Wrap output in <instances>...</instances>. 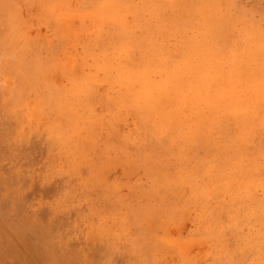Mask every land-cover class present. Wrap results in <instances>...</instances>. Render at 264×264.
Returning <instances> with one entry per match:
<instances>
[{"label":"rangeland","instance_id":"rangeland-1","mask_svg":"<svg viewBox=\"0 0 264 264\" xmlns=\"http://www.w3.org/2000/svg\"><path fill=\"white\" fill-rule=\"evenodd\" d=\"M101 1L0 0V264H264V0H109L134 12L116 8L111 25L75 18L63 36L57 14L93 15ZM77 54L87 63L80 58L72 71ZM122 64L153 72L129 90ZM148 85L155 100L141 94Z\"/></svg>","mask_w":264,"mask_h":264},{"label":"bare ground","instance_id":"bare-ground-1","mask_svg":"<svg viewBox=\"0 0 264 264\" xmlns=\"http://www.w3.org/2000/svg\"><path fill=\"white\" fill-rule=\"evenodd\" d=\"M105 1H107V2L104 3V4L102 5L101 3H102V2H105ZM105 1H101V3H100V4H101V8H100V6H98V7L100 8V10H99V8H98V9L96 8L98 12H94V11H93V12H94L93 15L87 14L86 12H85V14L82 13L83 15H79V14H81V13H79L78 15H74V14H72L71 12H65V13H59V14H57V17H56V18H57V22H58L59 27H60L61 29H65V28H66L65 30H67L66 35L63 34V36H66V37L68 36V35H67V34H68V29L70 28L71 25H73V20H75V18H81V19L83 20L85 17H88V19H89V16H95V15H96L99 19H100V18H101V19L105 18V20L108 22L109 20H107V19H109V16H110L111 12H113V11H114V12L117 11L116 8L121 9V11H122L123 13H126V12L133 13V12H134V7H133V6L129 7V5H128V7H126V6H127V4H126V6L124 7L123 5H121V4H122L121 2H120V3H121V4H120V3H115V2H113V1L109 2V0H105ZM114 1H115V0H114ZM119 1H120V0H119ZM67 2H68V1H67ZM171 2H172V1H171ZM55 3H56V2H55ZM57 3H59V2H57ZM60 3H61V2H60ZM60 3H59V5H60ZM162 4H163V3H162ZM66 5H67V3H66ZM171 5H172V4H170V6H171ZM71 6H72V5H71ZM60 7H61V6H59L58 8H60ZM123 7H124L125 9H123ZM164 7H165V6H164ZM50 8H51V7H50ZM52 8H54V5H53ZM62 8H63V6H62ZM161 9H162V8H161ZM20 10H21V9H20ZM163 10H164V9H163ZM57 11H58V10H57ZM91 12H92V11H91ZM159 12H160V11H159ZM138 13H139V11H138ZM91 14H92V13H91ZM135 14H137V12H136ZM135 14H134V15H135ZM158 14H159V13H158ZM180 14H181V13H180ZM180 14H178V15H180ZM118 15H119V14H118ZM24 16H25V15H24ZM123 16H124V15H123ZM136 16H137V15H136ZM136 16H135V17H136ZM159 16H160V15H159ZM12 17H13V16H12ZM178 17H179V16H178ZM178 17H177V18H178ZM120 18H121V17H120ZM174 18H175V17H174ZM18 19H19V18H18ZM101 19H100V20H101ZM179 19H180V18H179ZM12 20H13V18H12ZM100 20H99V24L101 23ZM105 20H103V23H104ZM139 20H140V19H139ZM181 20H182V19H181ZM80 21H81V20H80ZM86 21H87V20H86ZM89 21H90V20H89ZM147 21H148V20H147ZM149 21H150V20H149ZM184 21H186V20H183V22H184ZM82 22H84V20H83ZM107 22H106V23H107ZM123 22H124V21H123ZM137 22H139V21H137ZM179 22H180V21H179ZM179 22H178V23H179ZM181 22H182V21H181ZM183 22H182V23H183ZM188 22H189V20H188L187 23H185V24L188 25ZM84 23H85V22H84ZM92 23H93V22H92ZM108 23H109V22H108ZM144 23H145V21H144ZM101 24H102V23H101ZM104 24H105V23H104ZM109 24H110V23H109ZM113 24H114V23H113ZM115 24H117V23H115ZM141 24H142V23H141ZM145 24H147V23H145ZM185 24H184V25H185ZM110 25H111V24H110ZM110 25H109V26H110ZM142 25H143V24H142ZM148 25H150V22H149ZM148 25H147V27H148ZM179 25H180V23H179ZM179 25H178V26H179ZM239 25H240V24H239ZM100 26H101V25H100ZM112 26H113V25H112ZM119 26H120V25H119ZM150 26H151V25H150ZM96 27H97V26H96ZM98 27H99V26H98ZM113 27H114V26H113ZM139 27H140V26H139ZM139 27H138V28H139ZM144 27H145V26H144ZM147 27H146V28H147ZM151 27H153V25H152ZM151 27H150V29H151ZM67 28H68V29H67ZM92 28H93V27H92ZM114 28H115V27H114ZM114 28H113V29H114ZM117 28H119V27H117ZM117 28H115V29H116V32H118L119 30H121L120 28L117 30ZM122 28H123V27H122ZM138 28H137V30H140V29H141V28H140V29H138ZM154 28H155V26H154ZM154 28H153V29H154ZM189 28H190V27H189ZM98 29H99V28H98ZM125 29H126V28H125ZM150 29H149V30H150ZM153 29H152V30H153ZM185 29H186V28H185ZM185 29H184V30H185ZM17 30H18V29H17ZM65 30H64V32H66ZM69 30H70V29H69ZM123 30H124V29H123ZM123 30H121V32L119 31L118 33H122ZM130 30H131V29H130ZM142 30H143V29H141L140 31H142ZM149 30H148V33H149ZM225 30H226V29H225ZM99 31H100V30H99ZM126 31H129V30H125V32H126ZM135 31H136V29L133 30L132 33L135 32ZM243 31H244V30H243ZM64 32H63V33H64ZM112 32H113V31H112ZM125 32H124V34L122 33V35L125 36ZM136 32H137V31H136ZM146 32H147V31H146ZM229 32H230V31H229ZM20 33H22V31H21ZM71 33H72V31H71ZM114 33H115V32H114ZM148 33H147V35L144 34V33H143V34L147 37V36H148ZM201 33H202V32H201ZM9 34H10V33H9ZM57 34H59V33H58V30H57ZM75 34H77V32L74 33V35H75ZM129 34H130V33H129ZM136 34L139 35L138 33H136ZM140 34H141V33H140ZM143 34H141V35H143ZM149 34H150V33H149ZM10 35H11V34H10ZM14 35H15V34H14ZM16 35H17V32H16ZM59 35H60V34H59ZM133 35H134V34H133ZM152 35H153V34H152ZM199 35H200V31H199ZM212 35H214V34H212ZM60 36L62 37V32H61V35H60ZM126 36H128V35H127V32H126ZM134 36H135V35H134ZM150 36H151V34H150ZM201 36H204V33H203ZM214 36H215V35H214ZM22 37H23V36H22ZM61 37H60V38H61ZM79 37H80V36H79ZM142 37L144 38V36H142ZM142 37L139 36L138 38H139V39L141 38L140 40H142ZM98 38H99V37H98ZM132 38H133V37H132ZM132 38H128V40H129V39H132ZM136 38H137V37H136ZM184 38H186V36H185ZM184 38H183V39H184ZM187 38H188V37H187ZM187 38L184 39V40L187 41ZM200 38H201V40H202V37H200ZM15 39H16V38H15ZM139 39H138V41H136V39H135L136 44H137V42H140ZM194 39H195V38H194ZM197 39L199 40V38H197ZM240 39H241V38H240ZM132 40H133V39H132ZM132 40H130V41H132ZM145 40H146V39H145ZM147 40L150 41V39H147ZM151 40H152V39H151ZM214 40L216 41L217 39H214ZM20 41H21V40H20ZM126 41H127V40H126ZM189 41H190V39H189ZM202 41H203V40H202ZM204 41H207V40H204ZM218 41H219V40H218ZM132 42H133V41H132ZM152 42H153V41H152ZM156 42H158V41L156 40L155 43H156ZM184 42H185V41H184ZM216 42H217V41H216ZM219 42H220V41H219ZM141 43H142V41H141ZM145 43H147V42H145ZM160 43H161V42H160ZM195 43H196V42H195V40H194V44H195ZM197 43H198V41H197ZM200 43H201V42H200ZM203 43H204V42H203ZM203 43H201V44L198 43V44H199V45H202ZM214 43H215V42H214ZM44 44H46V43H44ZM123 44H124V43H123ZM138 44H139V43H138ZM153 44H154V43H153ZM187 44H188V42H187ZM144 45H145V44H144ZM147 45H149V44H147ZM190 45H192V43H191ZM203 45H204V44H203ZM206 45H207V44H206ZM229 45H230V44H229ZM22 46H24V45L22 44ZM25 46H27V45H25ZM25 46H24V47H25ZM120 46H121V45H120ZM128 46H129V48L131 47L130 44H129ZM154 46H155V45H154ZM159 46H160V45H159ZM185 46H188V45L185 44ZM193 46H194V45H193ZM195 46H196V44H195ZM118 47H119V44H118ZM148 47H149V46H148ZM148 47H147V48H148ZM188 47H189V46H188ZM103 49H104V47L102 48V51H103ZM123 49H124V48H123ZM143 49H145L144 46H143ZM157 49H158V48H157ZM20 50H21V49H20ZM126 50H127V48H126ZM161 50H162V49H161ZM229 50H230V49H229ZM100 51H101V50H99V52H100ZM146 51H147V50H146ZM154 51H155V50H154ZM154 51H152V53H153ZM166 51H167L166 53L168 54V50H166ZM230 51H231V50H230ZM120 52H124V51H120ZM169 52H170V51H169ZM101 53H102V52H101ZM170 53H171V52H170ZM173 53H174V52H173ZM175 53H176V52H175ZM204 53H205V52H204ZM204 53H203V54H204ZM232 53H233V52H232ZM104 54H105V52H104ZM106 54H107V52H106ZM106 54H105V55H106ZM160 54H161V56L164 55V54L162 55V53H160ZM167 54H165V55H167ZM198 54H199V53H198ZM98 55H99V54H98ZM154 55H155V54H153V56H154ZM171 55H172V54H171ZM103 56H104V55H103V53H102V57H103ZM102 57H101V58H102ZM155 57H156V56H155ZM166 57H167V56H166ZM80 58H82L83 61H85V62L87 63V61H86V59H85V56H82V55H79V54H77V55H75V56H72V55L70 56V58H69V60H68V65H67V66L69 67L70 70L75 71V69H76V67H77V64H78V60H80ZM157 58H159V57H157ZM164 58H165V57H164ZM16 59H17V57H16ZM173 59H174V58L172 57L171 60L173 61ZM155 61H156V60H155ZM164 61H165V60H164ZM174 61H175V60H174ZM146 62H147V61H146ZM162 62H163V60H161V63H162ZM166 62H168L167 59H166ZM177 62H178V61H177ZM164 63H165V62H164ZM20 64H21V63H20ZM84 64H85V63H84ZM165 64H166V63H165ZM165 64H164V65H165ZM98 65H99V64H97L96 62H94V64L92 65V67H95V68L97 69V68L99 67ZM122 65H123V64H122ZM122 65L119 66L118 71H117V74H118V76H119V79H120L122 82L125 83L126 87H127L129 90L133 89V88L135 87V85H137V83H138L139 81L144 82L143 76H145V75H144L145 73H149V74H150V73L153 72V71L144 70L142 67H140V68L137 69V70H136V69L133 70V69H131V67H129L128 65H123V66H122ZM232 65H233V64H232ZM232 65H231V66H232ZM177 66H178V65H177ZM20 67L22 68L21 65H20ZM164 67H165V66H164ZM158 69H159V68H158ZM172 69H173V68H172ZM22 70H23V68H22ZM221 70H222V69H221ZM155 71H156V70H155ZM169 72H170V71H169ZM169 72H167V74H171V73H169ZM233 72H234V71H233ZM220 73H221V72H220ZM76 74H77V73H76ZM76 74H75V75H76ZM172 74H173V73H172ZM78 75H80V74H78ZM80 76H84V75H80ZM167 76H168V75H167ZM167 76H166V78H167ZM92 77H93L94 80H96V79L94 78L95 75H94V76L92 75ZM192 77H193V76H192ZM175 80H176V79H175ZM203 80H204V79H203ZM215 80H216V79H215ZM215 80H213L214 83L219 82V81H216V82H215ZM164 82H165V81H164ZM145 83H146V82H145ZM195 84H196V83H195ZM218 84H219V83H218ZM185 85H186V83H185ZM189 85H191V84H189ZM205 85H206V83H205ZM203 87L205 88V86H200V88H203ZM206 87H207V86H206ZM207 89H208V88H207ZM195 91H196V90H195ZM195 91H194V92H195ZM259 91H260V90H259ZM194 92H193V93H194ZM197 92H199V91H197ZM201 92H203V91H201ZM208 92H209V91H208ZM166 93H167V92H166ZM170 93H171V92H170ZM224 93H225V92H224ZM141 94L145 95V96L147 97L148 100H151V99H154V100H155V99H156V98L154 97V95H155V91H154L153 88L150 87L149 85L144 87V91H143ZM191 94H192V93H191ZM202 94H203V93H202ZM204 94H205V93H204ZM158 95H159V94H158ZM161 95H162V94H161ZM207 95H208V94H207ZM219 95H220V94H219ZM176 96H177V98L183 100V102H184L185 104L188 105V104L190 103V102H189L190 99H189V97L187 96V93H186L185 91H181V93H177ZM205 96H206V94H205ZM132 97L134 98V96H132ZM209 97L212 98L211 96H209ZM231 97H233V96H231ZM160 98H161V97H160ZM237 99H238V102H240V103H242V102L245 101V99H244L243 97H237ZM130 100H131V99H130ZM159 100H160V99H159ZM194 100H195V99H194ZM210 100H211V99H210ZM160 101H161V100H160ZM160 101H159V102H160ZM212 101H213V100H212ZM226 101H227V100H226ZM228 101H229V100H228ZM194 103H196V102H194ZM223 104H225V102H224ZM197 106H198V105H197ZM197 106H196V107H197ZM220 106H221V105H220ZM261 106H262V105H261ZM191 107H192V106H191ZM225 107H227V106H225ZM225 107H224V108H225ZM234 107H235V106H234ZM237 107H238V106H237ZM259 107H260V106H259ZM36 108H37V106H36ZM260 108H261V107H260ZM91 109H92V108H90V110H91ZM194 109H195V108H194ZM217 109H218V108H217ZM219 109H220V107H219ZM221 109H222V107H221ZM241 109H242V108H241ZM250 109H251V108H250ZM250 109H249V110H250ZM254 109H255V108H254ZM256 109H257V111L259 110L258 107H257ZM215 110H216V109H215ZM225 110H226V109H225ZM225 110H224V111H225ZM229 110H230V109H229ZM229 110H228V111H229ZM232 110H233V108H232ZM232 110H231V111H232ZM245 110H246V109H245ZM251 110H252V109H251ZM86 111H87V110H86ZM86 111H84V112H86ZM257 111L255 110L254 112H257ZM139 112H140V110H139ZM218 112H220V111H218ZM218 112H217V110H216L215 112H211V113H215V114H217ZM222 112H223V111H222ZM225 112H227V111H225ZM225 112H224V113H225ZM232 112L235 113V111H232ZM232 112H231V114H233ZM34 113H35V112H34ZM142 113H143V112H142ZM247 113H248V112L245 113V118L243 117V122H244V119L247 118ZM249 113H250V112H249ZM252 113H253V112H252ZM257 113H258V112H257ZM257 113H256V114L253 113V114H254V115H257L256 117H255V116H254V117H255L257 120H259V118H257V117H258V115H260L261 111H259V114H257ZM231 114H229V116H230ZM33 115H34V114H33ZM35 115H36V114H35ZM83 115H84V114H83ZM31 116H32V113H31ZM144 116H145V115H144ZM163 116H165V115H163ZM168 116H169V115H168ZM176 116H177V115H176ZM207 116H208V115H207ZM217 116H218V115H217ZM229 116H228L227 118H229ZM236 116H238V115H236ZM35 117H36V116H35ZM177 117H178V116H177ZM180 117H181V116H180ZM208 117L210 118V116H208ZM212 117H213V116H212ZM231 117H233V116H231ZM234 117H235V116H234ZM249 117H250V116H249ZM259 117H264V114H263V116H259ZM149 118H150V117H149ZM202 118H203V117H202ZM204 118L206 119V116H205ZM213 118H214V117H213ZM213 118H211V119H213ZM251 118H252V116L250 117V119H251ZM179 119H180V118H179ZM200 119H201V118H200ZM207 119H208V118H207ZM211 119H210V121H209L210 123H211ZM233 119H235V121H236V118H233ZM248 119H249V118H248ZM250 119H249V121H250ZM253 119H254V118H253ZM253 119H252V120H253ZM177 120H178V119H177ZM177 120H176V121H177ZM183 120H184V119H183ZM225 120H226V119H225ZM260 120H261V119H260ZM173 121L176 122L175 120H173ZM196 121H197V120H196ZM200 121H201V120H200ZM206 121H207V120H206ZM253 121H255V120H253ZM262 121L264 122L263 119H262ZM146 122H147V121H146ZM168 122H169V121H168ZM177 122H178V121H177ZM183 122H184V121H183ZM190 122H191V124L193 125V122H192L191 120H190ZM209 122H206V123L208 124ZM240 122H241V121H240ZM250 122H251V121H250ZM263 122H261V126H264V125H262ZM148 123H149V122H148ZM150 123H151V122H150ZM150 123H149V124H150ZM162 123H163V122H162ZM170 123H173V122L171 121ZM185 123H187V122L185 121ZM198 123H200V122H197V124H198ZM203 123H204V121H203ZM215 123H216V122H215ZM248 123H249V122H248ZM252 123L255 124V122H252ZM252 123H251V124H252ZM177 124H178V123H177ZM179 124H182V123H179ZM189 124H190V123H189ZM189 124L187 123V125H189ZM194 124H195V122H194ZM200 124H201V123H200ZM211 124H212V123H211ZM239 124H240L241 126H243V125H242L243 123H239ZM246 124H247V121L245 122V126H246ZM151 125H152V124H151ZM183 125H184V123H183ZM213 125H214V124H213ZM219 125H220V124H219ZM258 125H260V124H258ZM180 126H182V125H180ZM180 126H179V127H180ZM194 126H196V125H194ZM194 126H193V127H194ZM207 126H208V125H207ZM222 126H223V125H222ZM222 126H220V129H223ZM228 126H229V125H228ZM237 126H239V125H237ZM247 126L250 127L251 125H250V126L247 125ZM252 126H254V125L252 124ZM184 127H186V126H184ZM187 127H188V126H187ZM221 127H222V128H221ZM224 127H226V126H224ZM258 127H259V126H258ZM258 127H257V128H258ZM206 128H207V127L205 126V129H206ZM208 128H210V125H209ZM218 128H219V127H218ZM237 128H238V127H237ZM242 128H245V127H242ZM242 128H241V129H242ZM255 128H256V127H255ZM151 129H152V128H151ZM220 129H219V130H220ZM238 129H239V128H238ZM245 129H246V128H245ZM173 130H174V129H173ZM203 130H204V129H203ZM209 130H210V129H209ZM226 130H227V129H226ZM232 130H233V129H232ZM152 131H153V130H152ZM169 131H170V129H169ZM178 131H179V130H178ZM180 131H181V130H180ZM182 131H183V130H182ZM189 131H190V130H189ZM230 131H231V130H230ZM242 131H243V130H242ZM250 131L252 132V131H255V130H252V128H251ZM192 132H193V131H191L190 134H191ZM243 132H244V131H243ZM247 132H248V131H247ZM247 132H246V134H247ZM256 132H257V131H256ZM175 133H176V132H175ZM184 133H185V132H184ZM193 133H194V132H193ZM207 133H208V131H206L205 135H206ZM226 133H228V131H227ZM240 133H241V131H240ZM260 133H261V130H260ZM142 134H143V133H142ZM230 134H232V133H230ZM143 135H144V134H143ZM176 135H177V134H176ZM182 135H183V134H182ZM191 135H194V134H191ZM191 135H190V136H191ZM198 135H199V134H198ZM203 135H204V131H203ZM252 135H253V134H252ZM152 136H153V135H152ZM238 136H240V135H238ZM246 136L248 137L249 135H246ZM136 137H137V136H136ZM208 137H210V136H208ZM215 137H216V135H215ZM215 137H214V138H215ZM227 137H229V136H227ZM241 137H242V136H241ZM247 137H246V138H247ZM170 138H171V137H170ZM194 138H195V137H194ZM204 138H205V137H204ZM206 138H207V137H206ZM206 138H205V143H203V144H205V145H206V141H207V143L209 144L208 141L210 140L209 138H207V140H206ZM234 138H236V137H234ZM175 139H176V137H175ZM219 139H220V138H219ZM219 139H218V140H219ZM182 140H184V139H182ZM197 140H198V139H197ZM221 140H223V139H221ZM189 141H191V140H188V143H189ZM225 141H227V138H226ZM228 141H229V138H228ZM228 141H227V142H228ZM89 142H90V141H89ZM183 142H184V141H183ZM185 142H186V141H185ZM191 142H194V141H191ZM191 142H190V143H191ZM196 142H197V141H196ZM196 142H195V143H196ZM227 142H226V143H227ZM229 142H230V141H229ZM172 143H173V142H172ZM195 143H194V144H195ZM232 144H236V142L234 141V143L232 142ZM189 145H190V144H189ZM201 145H202V144H201ZM221 145L224 146V147H222V148H225L224 143L221 144ZM236 145H237V144H236ZM247 145H249V144L247 143ZM166 146H167V145H166ZM179 146H180V145H179ZM181 146H182V145H181ZM186 146H187V144H186ZM192 146H194V145H192ZM207 146H208V145H207ZM233 146H234V145H233ZM189 147H190V146H189ZM195 147H196V146H195ZM216 147H218V144H217ZM236 147H238V146H236ZM248 147H249V146H248ZM190 148H191V147H190ZM192 148H194V147H192ZM198 148H200V147H198ZM198 148H197V149H198ZM203 148H204V147H203ZM210 148H211V147H210ZM212 148H213V146H212ZM218 148H219V147H218ZM231 148H232V147H231ZM83 149H84V148H83ZM229 149H230V148H229ZM234 149H235V147H234ZM187 150H188V148H187ZM195 150H196V149H195ZM200 150H201V149H200ZM202 150H203V149H202ZM208 150H209V149H208ZM208 150H207V151H208ZM215 150H216V149H215ZM217 150H218V149H217ZM222 150H223V149H222ZM222 150H221V151H222ZM236 150L239 151L238 148H237ZM241 150H242V149H241ZM120 151H121V150H120ZM178 151H179V150H178ZM192 151H193V150H192ZM197 151H199V150H197ZM204 151H205V150H204ZM211 151H213V150L211 149ZM219 151H220V150H219ZM221 151H220V153H221ZM224 151H226V150H224ZM227 151H229V150H227ZM234 151H235V150H234ZM246 151H247V150H246ZM261 151H262V150H261ZM105 152H106V151H105ZM180 152H181V151H180ZM188 152H189V151H188ZM199 152H200V151H199ZM199 152H198V155H199ZM208 152H209V151H208ZM263 152H264V151H263ZM193 153H195V152H193ZM204 153L206 154V151H205ZM213 153H214V152H213ZM215 153L217 154V152H215ZM227 153H228V152H227ZM229 153H230V152H229ZM238 153H240V152H238ZM242 153H243V152H242ZM200 154H201V153H200ZM223 154H224V153H223ZM231 154L233 155V153H231ZM190 155H191V154H190ZM211 155H212V154H211ZM225 155H226V154H225ZM232 155H231V156H232ZM245 155H246V154H245ZM253 155L255 156L256 154H253ZM259 155H260V154H259ZM152 156H153V154H152ZM180 156H181V155H180ZM186 156H187V155H186ZM194 156H195L194 158H196V154H195ZM202 156H203V159H205V160H203V161H206V163H207L208 161L206 160V158H204V155H202ZM202 156H201V157H202ZM209 156H210V155H209ZM218 156H219V154L217 155V157H218ZM227 156H228V155H227ZM233 156H234V155H233ZM256 156H257V155H256ZM256 156H255V157H256ZM155 157H156V156H155ZM192 157H193V154H192ZM198 157H199V156H198ZM207 157H208V156H207ZM224 157H225V156H224ZM224 157L222 156V158H224ZM240 157H241V155H240ZM240 157H239V159H240ZM244 157H247V155L244 156ZM263 157H264V156H263ZM263 157H262V159H264ZM179 158H182V157H179ZM183 158H184V157H183ZM185 158H187V157H185ZM185 158H184V159H185ZM194 158H193V159H194ZM227 158H229V157H227ZM236 158H237V157H236ZM236 158H235V159H236ZM251 158H252V157H251ZM125 159H126V158H125ZM190 159H191V158H190ZM190 159H189V160H190ZM197 159H198V158H197ZM197 159H196V160H197ZM218 159H219V160H216V158H215V161H220V158H219V157H218ZM224 159H225V158H224ZM233 159H234V158H233ZM247 159H248V158H247ZM121 160H122V159H121ZM181 160H182V159H181ZM181 160L179 159V162H180V163H182ZM230 160H231V159H230ZM248 160H249V159H248ZM192 161H193V160H192ZM198 161H199V160H198ZM210 161H211V160H210ZM212 161H214V160H212ZM223 161H224V160H223ZM225 161H226V160H225ZM225 161H224V162H225ZM240 161H242V162L244 163V160H240ZM188 162H189V161H188ZM224 162H223V163H224ZM231 162H232V161H231ZM135 163H136V162H135ZM195 163H197V162H195ZM199 163H200V162H199ZM209 163H210V162H209ZM220 163H221V161H220ZM220 163H219V164H220ZM227 163H228V162H227ZM131 164H133V163H131ZM187 164L189 165V163H187ZM200 164H201V163H200ZM203 164H204V163H203ZM214 164H217V163H213V164L211 163V165H213V166H214ZM236 164H237V163H236ZM136 165H137V164H136ZM192 165H193V163H192ZM205 165H206V164H204V166H205ZM211 165H210V166H211ZM217 165H218V164H217ZM225 165H226V164H225ZM233 165H234V163L232 164V166H233ZM105 166H106V165H105ZM134 166H135V165H133V167H134ZM153 166H155V164H154ZM153 166H152V167H153ZM156 166H158V164H156ZM184 166H185V165H183V167H184ZM201 166H202V164H201ZM201 166H197V167H199L200 169H203V168H201ZM210 166H209V168H210ZM219 166H220V165H219ZM219 166H217V167H219ZM232 166H231V167H232ZM237 166H238V165H237ZM244 166H245V165H244ZM152 167H151L150 169H152ZM185 167H186V166H185ZM197 167H196L197 171L200 170V169H198ZM205 167H206V166H205ZM231 167L229 166V169H230ZM234 167H236V166H234ZM245 167H246V166H245ZM245 167H243V168H245ZM248 167H250V166H248ZM248 167H247V168H248ZM252 167H253V166H252ZM252 167H251V168H252ZM260 167H261V166H260ZM180 168H181V166H180ZM180 168H179V169H180ZM213 168H216V167H213ZM251 168H250V170H251ZM253 168H255V166H254ZM261 168H262V167H261ZM138 169H139V168H138ZM142 169H143V168H142ZM142 169H141V171H143ZM162 169H163V167H162ZM162 169H161V170H162ZM205 169H207V168H205ZM227 169H228V168H227ZM227 169H224V170L226 171ZM237 169H238V168H237ZM241 169H242V168H241ZM262 169L264 170V168H262ZM184 170H185V169H184ZM210 170H211V169H210ZM224 170H223V171H224ZM232 170H234L233 173L236 171V169H233V168H232ZM238 170H239V169H238ZM238 170H237V171H238ZM258 170H259V169H257V171H258ZM263 170H262V171H263ZM136 171H140V169H139V170H136ZM145 171H146V170H145ZM148 171H150V170H148ZM148 171H146V172H144V173L146 174ZM153 171H154V170H153ZM159 171H160V170H159ZM167 171H168V170H167ZM174 171H175V170H174ZM176 171H177V170H176ZM181 171H182V170H181ZM212 171H214V170H212ZM216 171H217V168H216V170H215L214 172L216 173ZM239 171H240V170H239ZM154 172H155V171H154ZM208 172H209V171H208ZM228 172H229V171H228ZM259 172H260V170H259ZM151 173H152V172H151ZM155 173H156V172H155ZM161 173H162V172H161ZM169 173H170V170H169ZM169 173H167V174H169ZM188 173H189V172H188ZM192 173H193V171H192ZM195 173H196V172H195ZM195 173H194V174H195ZM200 173H201V172H200ZM200 173H199V174H200ZM202 173H203V172H202ZM205 173H206V172H205ZM237 173H238V172H237ZM239 173H240V172H239ZM247 173H248V170H247ZM247 173H244V176H245V177L247 176V175H246ZM159 174H160V173L157 172L155 175H159ZM163 174H164V172H163ZM190 174H191V171H190ZM199 174H198V175H199ZM210 174H213V173L210 172ZM229 174H230V172H229ZM235 174H236V173H235ZM250 174H251V171H250ZM250 174H249V176H250ZM260 174H261V172H260ZM151 175H152V174H151ZM151 175H150V176H151ZM164 175H165V174H164ZM164 175H162V176H164ZM173 175H174V174H173ZM188 175H189V174H188ZM188 175H187V176H188ZM198 175H197V176H198ZM203 175H204V173H203ZM208 175H209V174H208ZM208 175H207V176H208ZM216 175H217V174H216ZM216 175H215V176H216ZM221 175H224V174L222 173ZM231 175H232V174H231ZM231 175H230V177H231V179H232V176H233V175H232V176H231ZM240 175H243V174L240 173ZM153 176H154V175H153ZM181 176H182V175H181ZM184 176H185V174H184ZM194 176H195V175H194ZM237 176H238V174H237ZM148 177H149V175H147V180H148ZM165 177H167V176H165ZM168 177H169V176H168ZM168 177H167L166 179L169 180V183H170L169 186H171V185H173V184H171V182H170V181H172V179L170 180ZM188 177H189V176H188ZM200 177H201V175H200ZM200 177H198V178H200ZM208 177H210V176H208ZM222 177H223V176H222ZM227 177H228V176H227ZM245 177H243V178H245ZM251 177H252V176H251ZM251 177H250L249 179H251ZM108 178H109V177H108ZM151 178H152V177H151ZM156 178H158V177H156ZM172 178H173V177H172ZM181 178H182V177H181ZM183 178H184V177H183ZM183 178H182V179H183ZM185 178H186V177H185ZM210 178H211V177H210ZM210 178H209V179H210ZM217 178H218V175H217ZM223 178H226V176L223 177ZM246 178H247V180H248V176H247ZM153 179H154V178H153ZM160 179H162V178H160ZM163 179H164V178H163ZM186 179H187V178H186ZM213 179H214V178H213ZM226 179H227V178H226ZM231 179H230V180H231ZM235 179H236V178H235ZM237 179H238V178H237ZM253 179H254V177H253ZM151 180H152V179H151ZM151 180H150V182H151ZM154 180H155V179H154ZM164 180H165V179H164ZM168 180H166V183H167ZM180 180H181V179H180ZM198 180H199V179H198ZM202 180H203V179H202ZM207 180H208V179H207ZM207 180H206L205 182H207ZM210 180H211V179H210ZM210 180H209L208 182H210ZM217 180H218V179H217ZM223 180H224V179H223ZM223 180H222V182H223ZM228 180H229V179H228ZM242 180H243V179H242ZM247 180H246V182H247ZM263 180H264V178H263ZM263 180H262V182H264ZM155 181H156V180H155ZM158 181H160V180H158ZM181 181H183V180H181ZM181 181H180V182H181ZM211 181H212V180H211ZM251 181H253V180H251ZM153 182H154V181H152V183H153ZM174 182H175V181L173 180V183H174ZM180 182H179V183H180ZM197 182H199V181H197ZM215 182H216V181H215ZM215 182H214V183H215ZM224 182H225V181H224ZM229 182H230V181H229ZM233 182L235 183V181H233ZM236 182H237V181H236ZM162 183H164V182L162 181ZM241 183H242V181H241ZM257 183H258V184H261L260 182H257ZM147 184H148V183H147ZM156 184H157V182H156ZM159 184H160V183H158V185H159ZM175 184H176V183H175ZM175 184H174V185H175ZM182 184H183V183H182ZM191 184H192V183H191ZM191 184H190V185H191ZM208 184H209V183H208ZM229 184H230V183H229ZM263 184H264V183H263ZM141 185H143V184H141ZM141 185H138V186H141ZM183 185H185V183H184ZM190 185H189V186H190ZM219 185H220V182H219ZM224 185H225V184H224ZM232 185H234V184H232ZM251 185H252V184H251ZM254 185L257 186V184H254ZM254 185H253V186H254ZM261 185H262V184H261ZM151 186H155V185H152V184H151ZM162 186H163V185H162ZM164 186H165V185H164ZM166 186H167V184H166ZM176 186H177V184H176ZM205 186H206V185H205ZM262 186H263V185H262ZM144 187H145V185H144ZM158 187H159V186H158ZM158 187H157V189H158ZM198 187H200V185H199ZM216 187H217V186H216ZM221 187H224V186L222 185ZM139 188H140V187H139ZM148 188H149V185H148ZM154 188H155V187H153L152 189H154ZM160 188H162V187H160ZM182 188H186V187L184 186V187H182ZM213 188H215V187H213ZM219 188H220V187H219ZM219 188H218V189H219ZM230 188H231V187H229V189H230ZM257 188H258V186H257ZM132 189H134V188H132ZM137 189H138V188H137ZM140 189H141V188H140ZM145 189H146V188H145ZM145 189H142V190H145ZM150 189H151V187H150ZM150 189H149V190H150ZM157 189H155L156 192H157ZM167 189H168V188H167ZM173 189H174V188H173ZM189 189H190V188H189ZM199 189H200V188H199ZM203 189H204V188H203ZM216 189H217V188H216ZM229 189H228V190H229ZM164 190H165V189H164ZM164 190H163V191H164ZM248 190H249V189H248ZM253 190H254V189H253ZM258 190H259V189H258ZM261 190H262V188H261ZM135 191H136V190H134V192H135ZM137 191H138V190H137ZM140 191H141V190H140ZM150 191H152V190H150ZM150 191H149V192H150ZM168 191H169V190H168ZM172 191H173V190H172ZM172 191H171V192H172ZM181 191H182V190H181ZM181 191L177 190V192H180V193H181ZM184 191L187 192V190H184ZM184 191H182V192H184ZM192 191H193V190H192ZM147 192H148V191H147ZM152 192H153V191H152ZM154 192H155V191H154ZM173 192H174V191H173ZM199 192H200V191H199ZM219 192H220V190H219ZM263 192H264V191H263ZM162 193H163V192H162ZM175 193H176V191H175ZM216 193L218 194V191H217ZM221 193H222V191H221ZM143 194H144V193H142V195H143ZM149 194H150V193H149ZM151 194H152V193H151ZM151 194H150V195H151ZM164 194H165V193H164ZM172 194H174V193H172ZM196 194H197V193H196ZM241 194H243V193H240V195H241ZM245 194H246V192L244 193V195H245ZM248 194H249V193H248ZM146 195H148V194H146ZM157 195H158V194H157ZM162 195H163V194H162ZM167 195H168V194H167ZM175 195H177V194H175ZM178 195H179V194H178ZM184 195H185V194H184ZM190 195H191V194H190ZM197 195H198V194H197ZM197 195H196V196H197ZM200 195H201V193H200ZM250 195H251V193H250ZM138 196H140V195H138ZM138 196H137V197H138ZM143 196H144V195H143ZM152 196H153V195H152ZM170 196H171V195H169V197H170ZM172 196H173V195H172ZM172 196H171V197H172ZM180 196H181V194H180ZM198 196H199V195H198ZM201 196H204V198H205V195H201ZM213 196H215V195H213ZM216 196H218V195H216ZM216 196H215V198H213L212 200H215V199L217 198ZM135 197H136V195H135ZM154 197H155V196H154ZM154 197H152V200H153ZM158 197H159V196H157V198H158ZM160 197L162 198V196H160ZM167 197H168V196H167ZM167 197H166V198H167ZM169 197H168V198H169ZM171 197H170V198H171ZM247 197H248V196H247ZM252 197H253V196H252ZM157 198H156V199H157ZM161 198H160V199H161ZM166 198H165V199H166ZM178 198H180V197H178ZM211 198H212V197H211ZM211 198H210V199H211ZM240 198H242V197H240ZM240 198H239V199H240ZM257 198H258V197H257ZM138 199H139V198H138ZM160 199H158V200H160ZM162 199H163V198H162ZM242 199H243V198H242ZM254 199H255V198H254ZM144 200H145V199H144ZM235 200H236V199H235ZM247 200H248V199H247ZM134 201H135V200H134ZM136 201H137V200H136ZM148 201L150 202V197H148ZM164 201H165V200H164ZM166 201H167V203H168L169 200L166 199ZM192 201H193V200H192ZM243 201H245V199H244ZM243 201H242V203H243ZM159 202H160V201H159ZM188 202H189V201H188ZM236 202H237V201H236ZM141 203H142V202H141ZM141 203H140V206H142ZM157 203H158V202H157ZM162 203H163V202L161 201V204H162ZM167 203H166V205H165L164 203H163V204H164L165 206H167ZM226 203H227V202H226ZM251 203H252V202H251ZM148 204H149V203H148ZM151 204H152V203H151ZM168 204H169V203H168ZM194 204H195V203H194ZM231 204H232V203H231ZM245 204H246V202H245ZM257 204H258V203H257ZM143 205H144V204H143ZM154 205H155V204H154ZM156 205L158 206V204H156ZM159 205H160V203H159ZM235 205H237V204H235ZM240 205H241V204H240ZM247 205H248V204H247ZM247 205H246V206H247ZM251 205H254V204H251ZM259 205H261V204H259ZM262 205H263V207H264V204H262ZM147 206H148L147 208H149V206L152 207L151 205H147ZM162 206H163V205H162ZM202 206H203V205H202ZM224 206H225V205H224ZM226 206H227V205H226ZM242 206L245 207V205H242ZM136 207H138V206L136 205ZM136 207H135V208H136ZM153 207H154V206H153ZM167 207H168V206H167ZM174 207H175V206H174ZM174 207H171V209L174 208ZM232 207H233V205H232ZM253 207H254V206H253ZM253 207H252V208H253ZM255 207H256V206H255ZM168 208H169V207H168ZM241 208H243V207H241ZM247 208H249V206H248ZM247 208H246V209H247ZM261 208H262V207H261ZM261 208H260V209H261ZM133 209H134V208H133ZM144 209H145V208H144ZM152 209H154V208H152ZM155 209H157V208H155ZM161 209L163 210V208H161ZM161 209H160V210H161ZM165 209H166V208H165ZM204 209H205V208H204ZM206 209H207V208H206ZM228 209H229V207H228ZM253 209H254V208H253ZM253 209H252V210H253ZM135 210H136V209H135ZM141 210H142V209H141ZM150 210H151V208H150ZM172 210H173V209H172ZM185 210H186V209H185ZM187 210H188V209H187ZM258 210H259V207H258ZM151 211H152V210H151ZM156 211H157V210H156ZM167 211H168V210H167ZM237 211H238V210H237ZM242 211H243V209H242ZM244 211H245V210H244ZM144 212H145V211H144ZM149 212H150V211H149ZM154 212H155V211H154ZM163 212H164V211H163ZM169 212H170V211H169ZM171 212H172V211H171ZM235 212H236V211H235ZM252 212H253V211H252ZM136 213H137V212H135V215H136ZM142 213H143V212H142ZM150 213H151V212H150ZM164 213H165V212H164ZM240 213H241V211L239 212V214H240ZM247 213L249 214L248 210H247ZM247 213H246V214H247ZM140 214H141V212H140ZM166 214H167V212L165 213V215H166ZM168 214H169V213H168ZM201 214H202V213H201ZM236 214H237V212H236ZM243 214H244V213H243ZM248 214H247V215H248ZM142 215H143V217H144V214H142ZM237 215H238V214H237ZM263 215H264V214H263ZM137 216H138V215H137ZM174 216H175V215H174ZM183 216H184V215H183ZM235 216H236V215H235ZM235 216H234V217H235ZM251 216H254V215H251ZM251 216H250V219L252 218ZM255 216H256V215H255ZM257 216H258V215H257ZM257 216H256V217H257ZM138 217H139V216H138ZM241 217H243V216H241ZM148 218H149V217H148ZM158 218H159V217H158ZM179 218H180V217H179ZM138 219H139V218H138ZM149 219H150V218H149ZM242 219H244V220L247 219V220H248V218H242ZM252 219H253V218H252ZM263 219H264V218H262V220H263ZM253 220H254V219H253ZM134 221H135V220H134ZM242 221H243V220H242ZM199 222H200V221H199ZM235 222H237V220H236ZM245 222H246V221H245ZM241 223H242V222H241ZM241 223H240V224H241ZM247 223H248V221H247ZM258 223H259V222H258ZM258 223H256V225H257ZM200 224H201V223H200ZM252 224H254V222H253ZM260 224H262V223H260ZM234 227H235V229L238 230V228H237L235 225H234ZM240 227H241V226H240ZM232 228H233V226H232ZM241 228H242V227H241ZM246 228H247V227H246ZM249 228H251V227H249ZM259 228H260V227H259ZM262 228H263V227H262ZM242 229H243V228H242ZM253 229H254V227H253ZM260 229H261V228H260ZM260 229H258V230H260ZM246 230H247V229H246ZM250 230H251V229H250ZM263 230H264V229H263ZM263 230H261V231H263ZM241 231H242V230H240V232H241ZM248 231H249V230H248ZM206 232H207V231H206ZM237 232H238V231H237ZM240 232H238V233H240ZM244 233H247V232H244V231H243V234H244ZM260 233H262V232H260ZM260 233H258V234H260ZM248 234H249V233H247L246 235H248ZM263 234H264V233H263ZM250 235H251V233H250ZM250 235H249V237L252 238V236H250ZM240 236H241V235H240ZM261 236L263 237L264 235H261ZM249 237H248V238H249ZM262 237H261V238H262ZM244 238L246 239L245 236H244ZM248 238H247V239H248ZM210 239H211V238H210ZM249 239H250V238H249ZM204 240H205V239H204ZM263 240H264V239H263ZM177 241H178V240H177ZM162 242H163V241H162ZM201 242H203V241H201ZM201 242H200V243H201ZM205 242H206V241H205ZM259 242H261V241H259ZM143 243H144V242H143ZM185 243H186V242H185ZM185 243L183 242L184 245H185ZM195 243H196V242H195ZM203 243H204V242H203ZM183 244H182V246H183ZM146 245H147V244H146ZM178 245L181 246V244H178ZM178 245H177V248H178V247H179V248L182 247V246L180 247V246H178ZM186 245H188V243H187ZM186 245H185V246H186ZM190 245H192V244H190ZM175 247H176V246H175ZM183 247H184V246H183ZM187 247H188V246H187ZM187 247H184V250H186ZM249 247H250V246H249ZM249 247H248V248H249ZM188 248H189V247H188ZM181 249H183V248H181ZM190 249H191V248H190ZM179 252H180V251H179ZM206 252H207V251H206ZM182 253H183V251H182L180 254H182ZM197 253H198V252H197ZM184 254H185V252H184L182 255L184 256ZM206 259H207V258H206Z\"/></svg>","mask_w":264,"mask_h":264}]
</instances>
